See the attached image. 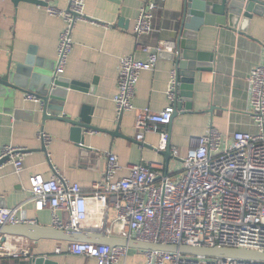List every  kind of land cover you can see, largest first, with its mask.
Instances as JSON below:
<instances>
[{
	"label": "crops",
	"instance_id": "obj_1",
	"mask_svg": "<svg viewBox=\"0 0 264 264\" xmlns=\"http://www.w3.org/2000/svg\"><path fill=\"white\" fill-rule=\"evenodd\" d=\"M145 1L85 0L86 20L77 21L73 28L74 47L62 75L68 84L75 83L74 88H68L65 112L78 115L80 110L88 108L91 123L97 129L86 132L82 143L73 139L68 124L42 121L37 112L39 101L14 93L10 88H0V153L7 144L28 150L20 174L14 172L10 163L0 165V201L5 204L0 207L25 204L27 217L34 221L30 224L52 226L50 210L37 211L29 202L30 176L41 174L49 179L57 175L69 183H78L87 192L103 176L108 151L117 154L123 166L119 176L129 174L127 166L140 163L153 164L157 170L165 171V157L158 149L159 134L149 132L143 141L137 140L136 110L118 118L113 101L118 92L121 58L133 55L145 60L147 55L142 45L156 46L166 40L176 42L178 36L184 0H166L164 8L155 13L153 32L138 38L133 34L139 9ZM68 4L69 0L49 3L62 10ZM121 18L125 20L122 24ZM64 25L63 18L51 15L44 5L21 1L15 6L12 0H0V74L10 63L14 67L30 55L36 64L54 74ZM209 30L200 48L215 53L214 70L197 73L192 109H186L183 102V110L168 126L169 142L182 155L195 148L212 127L226 135L239 130L258 131L251 114L248 75L264 58V17L254 16L248 31L253 38L226 28ZM173 72L174 64L159 56L154 70L142 71L134 100L137 110L150 108L159 112L174 103L169 97ZM42 130L52 137L46 144L47 152L39 137ZM178 162L171 155L169 172L177 170ZM114 214L113 205L109 204L107 223ZM59 215L67 218L64 212ZM78 232L93 235L102 231L96 220H87L80 224ZM6 242L24 244L30 256L46 255L58 264H97L94 258L68 253L65 241H31L9 236ZM58 247L61 252L57 251ZM0 264H28V258H0ZM118 264H147V258L142 250L129 248L127 256Z\"/></svg>",
	"mask_w": 264,
	"mask_h": 264
},
{
	"label": "built area",
	"instance_id": "obj_2",
	"mask_svg": "<svg viewBox=\"0 0 264 264\" xmlns=\"http://www.w3.org/2000/svg\"><path fill=\"white\" fill-rule=\"evenodd\" d=\"M166 0H146L139 9L132 30L138 38L153 32L155 13L164 8ZM51 15L61 16L64 28L57 48L54 75L65 73L74 47L72 31L77 21L86 20L85 0H69L65 10L46 6ZM175 48V42L160 41L156 46L142 45L145 60L133 55L121 58L118 92L113 101L117 116L136 110L137 140L149 132L159 134V150L169 146V123L174 103L159 112L136 108V87L142 71L154 70L158 52ZM251 114L257 132L235 131L230 135L212 127L187 154L170 145L171 155L178 161L174 173L157 170L153 164L127 166L129 174L119 176L123 169L118 155L107 152L106 170L101 179L84 192L78 183L54 175L30 176V199L37 211L50 210L52 227L79 231L80 224L96 220L107 236L134 239L156 244L189 245L194 247H233L264 252V58L249 72ZM175 72L169 97L175 101ZM30 100H36L32 95ZM45 144L52 137L39 132ZM27 150L12 144L3 147L0 159L20 174ZM113 205V218L106 222L108 205ZM25 204L0 207V225L33 223L25 212ZM59 212L67 214L62 219ZM68 253L94 258L97 264H118L129 247L92 242H68ZM61 252V248H57ZM147 264H264V261L239 258H210L162 250H142ZM24 244L1 242L0 258L29 257Z\"/></svg>",
	"mask_w": 264,
	"mask_h": 264
},
{
	"label": "water",
	"instance_id": "obj_3",
	"mask_svg": "<svg viewBox=\"0 0 264 264\" xmlns=\"http://www.w3.org/2000/svg\"><path fill=\"white\" fill-rule=\"evenodd\" d=\"M16 5L21 1L32 4H41L45 7L50 0H12ZM264 17V0H184L181 20L178 27V36L175 48L163 49L158 52L174 64L175 69V115L183 110L192 109L193 90L197 73L212 72L214 70L215 53L200 48V44L208 36L210 28H226L240 34H248L249 26L254 16ZM125 21L120 19V23ZM33 57L27 56L14 67L12 63L7 70L0 74V88H10L14 93L32 95L39 101L37 112L42 121L56 120L69 125L73 139L79 143L84 140L86 132H96L91 123L88 108H83L77 115L74 112H65L64 100L68 88H74V82H68L62 77L51 74L49 69L38 65ZM36 64V65H35ZM200 74V75H201ZM200 78V76H199ZM122 116V115H121ZM117 132V130L115 131ZM169 146L160 152L165 157L166 169H169L171 149ZM42 148L47 152V145L42 141ZM28 151V150H27ZM7 162V158L0 159V165ZM0 201V206H5ZM1 242L9 236L24 237L31 241L42 239L65 242H92L123 246L140 250H162L178 252L185 255L210 258H239L264 261V252L233 247H194L189 245L156 244L134 239H124L107 236L104 232L90 235L78 231L58 230L52 226L37 224L0 225ZM28 264H58L46 255L32 254L28 257Z\"/></svg>",
	"mask_w": 264,
	"mask_h": 264
}]
</instances>
